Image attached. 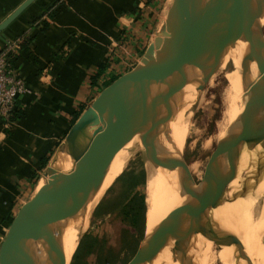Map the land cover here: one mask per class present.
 Wrapping results in <instances>:
<instances>
[{
    "label": "water",
    "instance_id": "1",
    "mask_svg": "<svg viewBox=\"0 0 264 264\" xmlns=\"http://www.w3.org/2000/svg\"><path fill=\"white\" fill-rule=\"evenodd\" d=\"M33 1L27 0L1 24L0 33ZM232 2L173 0L164 31L155 40V44L159 42V51L150 61L142 60L102 90L57 147L52 160L56 170L39 194L40 205L28 203L21 217L11 225L0 246V264H42L50 254L62 249V244L51 241V237L62 223L74 218L76 207L69 188L74 184L97 182L112 152L115 130L119 128L116 107L132 94L149 101L143 137L146 151L152 149L156 153L162 168L180 170V185L186 200L175 210L168 227L145 240L128 264H153L168 247L172 263L193 264L189 251L198 236L218 241L219 247H234L238 264H246L243 253L234 244L235 235L228 232L219 240L217 226L208 214L211 206L219 204L227 181L235 179L242 150L251 152L261 148L262 158L257 168L242 179L241 192L233 202L248 195L251 177L264 175V46L260 24L264 0H241L235 8ZM238 41L246 49L242 57L244 66L254 65L257 74L238 119V133L216 148L200 182L194 186L182 155L178 159L159 158L156 142L163 126L176 113L177 96L189 84H195L194 91L200 94L226 52ZM195 72L200 76L192 79L196 77ZM59 161L68 170L58 171ZM24 231L37 232L44 238L43 261L24 258L21 244L15 253L6 250Z\"/></svg>",
    "mask_w": 264,
    "mask_h": 264
},
{
    "label": "crops",
    "instance_id": "2",
    "mask_svg": "<svg viewBox=\"0 0 264 264\" xmlns=\"http://www.w3.org/2000/svg\"><path fill=\"white\" fill-rule=\"evenodd\" d=\"M26 1L0 0V25ZM168 3L34 0L0 33V49L9 39L29 40L16 62L28 92L16 101L15 120L0 119V246L41 174L43 159L55 153L103 85L126 73L165 23ZM43 179L29 205L41 193Z\"/></svg>",
    "mask_w": 264,
    "mask_h": 264
},
{
    "label": "bare ground",
    "instance_id": "3",
    "mask_svg": "<svg viewBox=\"0 0 264 264\" xmlns=\"http://www.w3.org/2000/svg\"><path fill=\"white\" fill-rule=\"evenodd\" d=\"M240 3L241 0H233L232 5L235 8ZM260 24L264 28V15L260 20ZM163 30L164 28H162L161 33ZM262 42L264 46V40ZM158 45L159 42L154 46L151 45L143 59L150 61L152 55L159 51ZM245 51L246 49L242 42H236L226 52L218 69L207 83V86H212L218 80H221V112L219 120L215 124L216 132L214 137V142L218 146L226 142L233 134L238 133V119L247 101L253 79L257 74L254 65L250 67L244 66L242 57ZM240 58L241 62L239 63ZM195 73L196 77H191L192 79L199 78L200 74ZM192 75L194 76V73ZM186 87L188 97L186 96ZM186 87L177 96L174 117L163 126L157 139L159 158L178 159L182 155L183 144L189 133L188 128L192 126L189 107L192 104L194 107L202 102V95L206 89L201 91L200 94H196L194 91L195 84H189ZM189 98H193V100L190 101ZM148 105L149 101L146 98L136 94L129 95L119 102L115 110V115L119 120L117 123L119 128L114 133L112 152L104 163L95 184H74L69 188V193L73 194L72 204L76 207L74 218L68 223H62L56 229L51 241L61 243L62 249L50 254L42 264H68L81 235L88 227L89 217L93 208L112 180L117 177L121 168L124 167L123 160L129 153L147 152L144 198L145 239L148 240L154 237L168 227L175 210L184 203L185 197L180 185V170L168 171L162 168L157 161L152 160L150 150L146 151L145 149L143 137L147 128L145 115ZM151 152L153 157L158 159L152 149ZM250 157L254 159H250ZM261 158V148L251 152L246 149L242 150L235 179L230 178L227 181L219 204L213 205L214 207L211 206V210L208 213L209 218L217 226L215 231L219 240L228 232L235 235L234 244L243 253L246 264H264V234L261 232L264 223V175L251 177L248 180V195L239 197L234 202L232 199L241 192L242 179L257 168ZM185 166L191 177L195 172V165L189 164L187 166L185 164ZM59 167L57 170L60 172L68 170V166L62 161H59ZM55 170L56 167L53 163L49 169L48 177L42 183L41 191ZM260 182H262V185H259ZM252 185L253 187H250ZM254 197L258 199L255 207L250 203ZM37 203L38 201H34L32 206H39L40 202ZM246 218V222H243ZM18 244L23 246L24 258L31 257L34 261L39 259L43 261L42 251L45 246V240L37 232H22L16 237L15 241L7 245L6 250L10 253H15ZM169 246L171 249V244ZM189 255L193 264H215L217 260H220L222 264H238L234 247L222 248L218 246V241L208 240L200 236L193 241ZM153 264L177 263H172L168 247Z\"/></svg>",
    "mask_w": 264,
    "mask_h": 264
},
{
    "label": "rangeland",
    "instance_id": "4",
    "mask_svg": "<svg viewBox=\"0 0 264 264\" xmlns=\"http://www.w3.org/2000/svg\"><path fill=\"white\" fill-rule=\"evenodd\" d=\"M167 5L164 21L167 20V16L173 6L172 0H169ZM162 28H164V24L153 38L148 37L143 48L138 51V55L128 64L126 72L144 60L143 58L148 48L151 45H155V40L161 34ZM262 39L264 40V28L262 30ZM240 62L241 58L239 59ZM204 89L202 102L196 104L194 107L193 104L189 107L192 126L188 128V137L183 144L182 150L184 163L187 166L192 164L196 167L195 172L190 177L194 186L200 182L211 155L218 147L214 142V137L216 132L215 124L219 120L221 112V80H218L212 86L206 85ZM186 96L188 97L187 87ZM189 100L192 101L193 98H189ZM150 154L152 160L160 164L158 159L153 157L151 149ZM250 159L254 158L250 157ZM52 160H54V154L50 158V161ZM124 160V167L121 168L117 177L112 180L93 208L89 217L88 227L81 235L68 264H128L139 246L146 240L144 234V198L146 191L145 164L147 155L145 151H138L129 153ZM53 163L52 161L48 168L41 171V174L33 183V188L29 195L24 199L25 204L21 205L19 213L15 214L13 223L21 217L22 211L27 207L29 200L36 191L38 181L44 177V182L48 177L49 168ZM259 185H262V182ZM250 187H253V185ZM257 200L254 197L250 201L252 206H257ZM34 201L40 202L39 195L33 198L32 205ZM246 220L247 218L243 222H246ZM261 232L264 234V223ZM215 264L222 263L220 260H217Z\"/></svg>",
    "mask_w": 264,
    "mask_h": 264
},
{
    "label": "built area",
    "instance_id": "5",
    "mask_svg": "<svg viewBox=\"0 0 264 264\" xmlns=\"http://www.w3.org/2000/svg\"><path fill=\"white\" fill-rule=\"evenodd\" d=\"M26 41L27 37L22 35L6 40L0 49V119L7 124L12 121L17 99L28 92L10 62L12 57L20 55Z\"/></svg>",
    "mask_w": 264,
    "mask_h": 264
},
{
    "label": "trees",
    "instance_id": "6",
    "mask_svg": "<svg viewBox=\"0 0 264 264\" xmlns=\"http://www.w3.org/2000/svg\"><path fill=\"white\" fill-rule=\"evenodd\" d=\"M28 42H29V40L28 41H26V43L23 45V47H22V50H26V48H27V44H28ZM18 56L17 57H12L11 58V65L16 69V62H17V60H18ZM104 70L102 69L101 71H100V74H101V72H103ZM117 78H111L106 84H104L103 86V88L101 89V91L102 90H104L105 88H107L108 86H110L115 80H116ZM16 115V112H14V116H13V120H15L17 117L15 116ZM78 119V117H75V121ZM50 156H48V157H46V158H44L43 159V161H42V163H41V167H40V171H42L46 166H47V164H48V162H49V160H50Z\"/></svg>",
    "mask_w": 264,
    "mask_h": 264
}]
</instances>
